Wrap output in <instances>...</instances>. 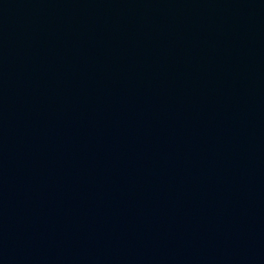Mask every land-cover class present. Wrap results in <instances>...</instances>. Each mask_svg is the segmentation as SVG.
Wrapping results in <instances>:
<instances>
[{"label": "water", "instance_id": "water-1", "mask_svg": "<svg viewBox=\"0 0 264 264\" xmlns=\"http://www.w3.org/2000/svg\"><path fill=\"white\" fill-rule=\"evenodd\" d=\"M0 264H264V0H0Z\"/></svg>", "mask_w": 264, "mask_h": 264}]
</instances>
